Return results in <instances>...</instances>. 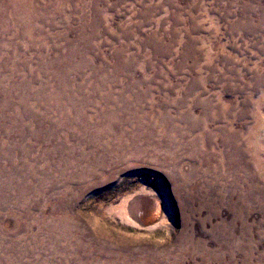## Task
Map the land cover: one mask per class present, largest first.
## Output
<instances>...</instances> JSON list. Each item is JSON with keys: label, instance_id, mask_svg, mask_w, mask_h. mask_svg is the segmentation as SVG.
I'll use <instances>...</instances> for the list:
<instances>
[{"label": "rangeland", "instance_id": "374dc122", "mask_svg": "<svg viewBox=\"0 0 264 264\" xmlns=\"http://www.w3.org/2000/svg\"><path fill=\"white\" fill-rule=\"evenodd\" d=\"M0 264H264V0H0Z\"/></svg>", "mask_w": 264, "mask_h": 264}, {"label": "water", "instance_id": "95a60500", "mask_svg": "<svg viewBox=\"0 0 264 264\" xmlns=\"http://www.w3.org/2000/svg\"><path fill=\"white\" fill-rule=\"evenodd\" d=\"M138 203V208L134 211V217L137 219L135 221H139L138 223L141 225H151L156 223L162 215L163 210V204L159 200L157 196L154 195H138L135 198H133L130 202L128 207L130 208V205L133 203ZM136 205V206H137ZM149 207V208H147ZM160 208V209H159ZM131 209V208H130ZM151 209V210H150ZM156 213L155 219L150 218L151 212ZM146 215H144V214Z\"/></svg>", "mask_w": 264, "mask_h": 264}, {"label": "bare ground", "instance_id": "6f19581e", "mask_svg": "<svg viewBox=\"0 0 264 264\" xmlns=\"http://www.w3.org/2000/svg\"><path fill=\"white\" fill-rule=\"evenodd\" d=\"M138 203H136V201H135V203H133L132 205H130V208H129V212H130V214H131V216L133 217L132 219H134V220H137L134 216V211L136 210V208H138V205H137ZM137 205V206H136ZM165 207V206H164ZM147 208H149V207H147ZM160 209V208H159ZM151 210V209H150ZM128 211V210H127ZM163 211V210H162ZM151 212V211H150ZM144 214V213H143ZM144 215H146V214H144ZM155 216H156V213L154 214V212H151V214H150V218L151 219H155ZM137 222H139V221H137ZM142 224V223H141Z\"/></svg>", "mask_w": 264, "mask_h": 264}]
</instances>
